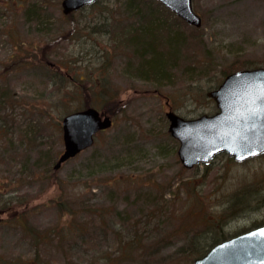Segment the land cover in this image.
<instances>
[{"label":"rangeland","instance_id":"1","mask_svg":"<svg viewBox=\"0 0 264 264\" xmlns=\"http://www.w3.org/2000/svg\"><path fill=\"white\" fill-rule=\"evenodd\" d=\"M61 1L0 0V87L13 96L0 106V207L7 203L0 208V264L36 255L38 264H192L186 249L195 233L211 239L212 219L219 217L227 238L264 223V154L236 163L220 153L185 168L165 115L211 114L206 93L224 71L264 67V0H192L199 27L156 0L139 1L137 9H156L191 43L159 88L133 70L139 58L117 37L127 26L137 49L152 35L164 46L154 20L135 14L127 0H100L71 15ZM14 59L34 64L7 68ZM53 62L75 77L84 69L100 74L116 98L103 100L65 74L46 85ZM63 86L67 99L54 108L45 96ZM91 104L113 109L111 127L54 171L63 112Z\"/></svg>","mask_w":264,"mask_h":264},{"label":"water","instance_id":"2","mask_svg":"<svg viewBox=\"0 0 264 264\" xmlns=\"http://www.w3.org/2000/svg\"><path fill=\"white\" fill-rule=\"evenodd\" d=\"M97 0H62L67 14ZM184 22L201 25L192 0H157ZM215 111L184 118L172 110L165 115L167 131L178 141L177 155L185 168L208 164L216 155L226 154L243 162L264 153V67L242 68L223 77L206 93ZM112 125V118L92 106L75 110L60 119L63 148L52 168L91 146L97 132ZM192 264H264V224L240 232L212 245Z\"/></svg>","mask_w":264,"mask_h":264},{"label":"trees","instance_id":"3","mask_svg":"<svg viewBox=\"0 0 264 264\" xmlns=\"http://www.w3.org/2000/svg\"><path fill=\"white\" fill-rule=\"evenodd\" d=\"M99 1L100 0H98L94 4H97ZM139 1L144 3L147 0H127L125 5H126V7H130L131 9L134 8L133 9L134 13L145 18L147 21L150 22V21L154 20L157 23V25L155 27V32H156V34H160L166 38V39H164V46L161 45V38L162 37L154 38V35H152L150 40H148V37H147V38H145V40L143 39V41H141L143 43L146 42V44H147L146 46H142V48L140 50L137 49L135 46V42H133L132 39L131 40L128 39L130 35H131V37H134V36L137 37L136 36L137 34H136V32H134L133 34H130L131 30L129 32V29L127 28V26H122L123 28H121L120 32L117 33V37L121 38L120 41L124 44L126 41V44H128V45L125 44L126 46L133 47L136 55L139 58L138 63L133 66V70H135L139 74L140 78H142L145 81H150L155 87L159 88L160 86H162L164 84H168L169 76L172 75V74H170V70L172 67H175V64L179 60L178 54L180 53V49H181L182 45L185 46L186 43H189V44H191V43L187 37H185L183 35L180 36V34L175 29H173V27H176V26L172 22L170 24L168 22V18L164 17L165 19L161 20V17H160V15H158L156 9L148 10V13H146L145 11H140V7H138L139 9H137ZM149 3H151V2H149ZM94 4H92V5H94ZM145 4H146V2H145ZM83 8H85V7H83ZM80 9H82V8H80ZM162 10H164V9H162ZM164 11H166V10H164ZM72 13L73 12H71L67 15H71ZM172 29H173V31L170 32ZM191 40H193V41L195 40L194 36H191ZM21 43L22 42L16 43V46H19ZM150 43H155L156 46L153 48H151V47L148 48L147 46ZM165 43H167L168 46H166ZM33 48L35 49L36 46H34ZM33 60H35V59H33ZM17 62H19V61H15V59H14L11 65H6V66H7V68L12 69V70L13 69L18 70V69H26L27 67L32 66L34 64L32 59L30 61L24 60L20 64H16ZM84 66L87 67L86 63ZM42 67H44V66H42ZM48 69L51 70V72L48 74V79L50 80V83H48L46 85H52L54 83L53 82L54 78H58V76L60 77V80H61V76H62L61 74H65L66 78L65 77L64 78L67 81L69 80V82H70V80H72L71 81L72 84L74 82H76V83L79 82L80 85L83 86L84 84L87 83L86 88L88 90H90L91 92H93V94H95V92L97 91L96 92L97 95L103 100H105L106 98L112 100V99L116 98V96H117L116 91H112L111 89H109L108 85L105 83V81L103 79V76H101L100 74L92 76L90 74L91 70L84 69L86 71H84L83 74L80 73V75L78 76V74L75 73L77 75V77H75V75H73L72 72L63 69L60 65H58L57 63H54V62L51 63L50 68H48ZM86 72L89 73L88 76L84 75ZM228 73H230V70L224 71L222 73L223 77ZM219 82L215 83V85L212 87L215 88ZM59 83L57 85H59ZM76 83H74V84H76ZM2 88L3 87H0V106L4 107V106H7V104L10 106L11 105L10 103L13 102V96L9 94L10 88L6 91H1V90H5ZM60 88L61 89H59V88L56 89V91H61V90L65 89V86L60 87ZM61 94H58L54 91H50L45 96V99H47L50 103H52L50 105H52L55 108V107L61 106L63 104L62 99H64V98L67 99L66 90L61 91ZM87 106H89V105H85L82 108L87 107ZM91 106L96 107L93 104H91ZM77 109H81V108H75L74 110H77ZM98 109L105 111L103 106H101ZM44 110L48 111V109L47 110L44 109ZM74 110L73 109H65V112H63V113L66 114V113L72 112ZM106 110L109 114L113 112V109H111L112 111L110 109H106ZM116 111H117V109H116ZM1 126H3V123L0 121V129H2ZM103 131H105V130H103ZM99 133L97 135H99ZM54 171H56V170H54ZM54 171L52 173H54ZM6 204H7L6 202H2L1 207L5 206ZM2 212H4V211L0 209V213H2ZM218 221H219V217H216V219H212V222L209 223L212 231L206 232V235L211 236L210 240H207V241L206 240H199V239H202L204 235L202 233H199V232L195 233L196 235L193 237V239L191 241V246H189V248L186 249V254H189L188 255V257H189L188 261L191 262L196 257L203 255L212 245H214V244L218 243L219 241L227 238V236L223 235V233L221 231L222 222L220 223V221L219 222ZM216 223L220 224V227H218V230L222 234H219L220 232L217 234V230L213 232V228L217 227ZM28 232L33 233L35 240H37V238H38V232L37 231H34L33 229L29 228ZM129 246L130 247L135 246V241L134 240L130 241L124 248H128ZM38 262H39L38 261V255H36L32 259H19V261H14L13 263L10 262V263H6V264H38Z\"/></svg>","mask_w":264,"mask_h":264}]
</instances>
